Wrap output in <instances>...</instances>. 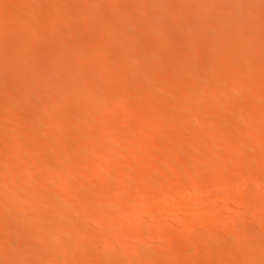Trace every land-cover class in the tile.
Instances as JSON below:
<instances>
[{
	"label": "bare ground",
	"instance_id": "bare-ground-1",
	"mask_svg": "<svg viewBox=\"0 0 264 264\" xmlns=\"http://www.w3.org/2000/svg\"><path fill=\"white\" fill-rule=\"evenodd\" d=\"M258 251L264 0H0V264Z\"/></svg>",
	"mask_w": 264,
	"mask_h": 264
},
{
	"label": "rangeland",
	"instance_id": "rangeland-1",
	"mask_svg": "<svg viewBox=\"0 0 264 264\" xmlns=\"http://www.w3.org/2000/svg\"><path fill=\"white\" fill-rule=\"evenodd\" d=\"M6 1H7V0H6ZM166 3H167V2H166ZM166 3L162 4L161 6H162L163 8H164L165 5H166V7H168V8L172 7L171 5L169 6L168 3H167V4H168V6H167ZM65 12H66V14L69 12V13H68L69 15H71V13H73V11L71 12V10H68V11L66 10ZM70 12H71V13H70ZM11 14H12V16H14V12H12V13L9 12V13H7L6 15L11 16ZM68 14H67V15H68ZM12 16H11V17H12ZM9 31H10V32H9ZM9 31H8V33H10V34L13 35V36H15V34H16L15 32H17L16 29H10ZM12 33H13V34H12ZM17 35H18V33H17ZM17 35H16V36H17ZM171 56H172V55H171ZM11 73H13V72H11ZM13 74H14V73H13ZM13 74H10V75H13ZM148 83H150V82L148 81ZM248 84H250V86H249ZM246 85H247V87H249V90H248V88H246ZM246 85H244L245 87H243L242 91H241V89H240V94H239V93H238V94H239V96H240V99L244 100V101H242L243 104H244V106H247V107H248V106L251 105L252 103L249 104L247 101L250 100L249 102H251V99H252V102H254V101H253V100H255V99H254V98H255L254 94H257L256 96H258L260 90H259V92L257 93V92H255V90L257 91V89H258L257 87H256V88H251V87L253 86V82H252V81H251V83H250V82H249V83L247 82ZM251 85H252V86H251ZM244 88H246V89H244ZM250 89H251V90H250ZM246 90H248V91H246ZM253 90H254V91H253ZM252 91H253V94H251ZM250 92H251V93H250ZM253 96H254V98H253ZM237 97H238V96H237ZM251 97H252V98H251ZM238 98H239V97H238ZM238 98H237V99H238ZM250 98H251V99H250ZM240 99H239L238 101H240ZM242 102H241V103H242ZM244 102H246V103H244ZM245 104H248V105H245ZM246 109H247V108H245V110H246ZM243 112H244V111H243ZM246 112H247V111H245L244 113H246ZM19 118H21V116H19ZM133 119H135L134 122H133V120H129V121H128V122H130L129 125H130L131 123H132V124L135 123V122L137 121L138 117H137V119H136V117H133ZM128 122L123 123L122 125H126V124H128ZM126 126H127V125H126ZM212 127H214V126H212ZM216 127H217V126H216ZM219 127L222 128L221 125H219ZM122 128H123V126H122ZM125 128H126V127H124L123 129H125ZM214 129H215V130H218L219 128L217 127V128H214ZM230 139H231V137H230V138H229V137L226 138V140H225L226 143L229 142L228 140H230ZM201 235L204 236V234H202V232H201V233H198V234H196V235H191V236L194 237L193 239H196V238H197V239H200V237H203V236H201ZM191 236H190V237H186V238H191ZM183 239H184V237H183L181 240L184 241ZM197 239H196V240H197ZM185 241H186V239H185ZM187 241H189V240L187 239ZM37 251H41V250H37ZM43 252H44V250H42L41 253H37L38 256H39V254H40V256H42L41 254H42ZM258 252H259L258 254H259L260 256H262V254L264 255V251H258ZM45 253H46V251H45ZM45 253H44V254H45ZM37 254H36V257H37ZM186 257H187V256H186ZM182 258H184V257H182ZM187 258H188V257H187ZM187 258H186V259H187ZM181 260L186 261L185 258H184V259H181ZM187 260H188V259H187Z\"/></svg>",
	"mask_w": 264,
	"mask_h": 264
}]
</instances>
